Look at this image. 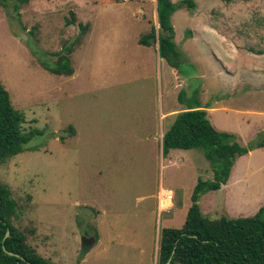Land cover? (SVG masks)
<instances>
[{
	"label": "rangeland",
	"instance_id": "1",
	"mask_svg": "<svg viewBox=\"0 0 264 264\" xmlns=\"http://www.w3.org/2000/svg\"><path fill=\"white\" fill-rule=\"evenodd\" d=\"M15 3L0 5V83L23 129L42 133L0 164V183L17 204L13 225L52 264H157V233L180 229L193 187L212 176L201 151L162 157L160 135L174 120L166 104L177 109L181 93L189 102L197 90L217 131L243 145L264 136L252 116L264 109V0H193L177 10L176 69L138 44L158 27L155 0ZM221 44L234 45L233 54ZM61 56L71 76L41 66ZM231 173L224 189L200 200L204 217H250L264 205V151L241 157ZM160 186L175 192L169 214L156 208ZM86 237L96 243L78 261Z\"/></svg>",
	"mask_w": 264,
	"mask_h": 264
},
{
	"label": "trees",
	"instance_id": "2",
	"mask_svg": "<svg viewBox=\"0 0 264 264\" xmlns=\"http://www.w3.org/2000/svg\"><path fill=\"white\" fill-rule=\"evenodd\" d=\"M9 1L17 2L15 10L29 2L0 0V5L7 7ZM182 7L194 8L193 0L178 4L172 0H156L158 29L152 26L139 41L142 45L152 46L157 40L160 59L174 69L178 63L171 18ZM79 29L84 30V27L79 26ZM69 50H66L67 55ZM41 66L54 75L73 74L67 56H61L55 66ZM193 94L189 102L184 93L179 95V102H186L187 108L176 115L171 127L163 134L162 154L164 156L170 150L201 151L209 162L213 178L209 181L199 179L194 186L184 225L180 229L163 228L159 232L157 264H165L170 257L171 264H264V205L250 217L214 220L204 217L198 206L203 195L227 184L238 158L264 148V136L243 145L235 134L216 131L207 119L205 109L208 107L201 106L197 90ZM24 123L22 113L13 109L9 94L0 83V164L28 151L29 142L42 133L38 130L26 132ZM69 130L72 132L71 127ZM16 218L17 204L9 188L0 183V264H52L26 244L23 233L13 225ZM7 230L10 236L5 239ZM3 248L20 258L8 255Z\"/></svg>",
	"mask_w": 264,
	"mask_h": 264
},
{
	"label": "crops",
	"instance_id": "3",
	"mask_svg": "<svg viewBox=\"0 0 264 264\" xmlns=\"http://www.w3.org/2000/svg\"><path fill=\"white\" fill-rule=\"evenodd\" d=\"M155 3H156V0H155ZM156 21H157V10H156ZM157 24H158V22H157ZM152 27V26H151ZM155 27V26H154ZM151 29V28H150ZM155 29L157 30L158 29V27L156 28L155 27ZM206 31H208V32H206ZM206 31H202L201 33H202V35L203 34H210V35H213L214 36V32H211L210 30H206ZM150 32V31H149ZM192 32V34H193V36H195V34H196V32H194V31H191ZM148 34V33H147ZM144 35H146V34H144ZM143 35V36H144ZM202 35H200V38L202 37ZM140 38H138V44L141 46V47H144L145 49H149V48H154L155 50H156V53H157V58L159 59V60H163V59H160V57H159V52H158V43L157 42H154V43H156L157 44V46L155 47L154 46V44H152V46H146V45H142V44H140ZM157 41V40H156ZM218 50H225L226 52H228L229 53V55H232L233 53V51L235 50L234 49V45H231V46H225V44H221V47H219L218 46ZM214 57V59L216 60V61H218L219 62V60H218V58H217V55H214L213 56ZM164 61V60H163ZM165 62V61H164ZM172 68V67H171ZM74 73V72H73ZM174 74H175V77L177 76L176 75V73L174 72ZM172 88V87H171ZM233 88L234 87H232L231 89L233 90ZM231 90V91H232ZM264 90V89H263ZM171 92V91H170ZM263 93H264V91H262ZM180 104H184V108H180L179 109V107H180ZM178 106H177V109L175 108V109H171V107L169 106V104H168V102H167V104H166V115H171L172 117L174 116V120H175V117H176V115L177 114H179V113H182V112H184V111H186V108H187V105H186V103H180L179 102V100H178V104H177ZM202 106V105H201ZM203 107V106H202ZM207 109V108H206ZM206 111V110H205ZM206 116H207V111H206ZM252 116H254L255 118H254V120H257V121H260V122H263L262 123V125L260 126V129L261 128H263L264 127V120H260V117H263V119H264V109H259L258 111H254L253 112V114H252ZM208 119V118H207ZM174 120H173V122H174ZM242 120V119H241ZM173 122L171 123V125L173 124ZM210 122V121H209ZM250 121H247L246 123H249ZM211 124V123H210ZM171 125L169 126V128L171 127ZM212 126V125H211ZM213 127V126H212ZM168 128V129H169ZM214 128V127H213ZM237 128H239V127H237ZM167 129V130H168ZM215 129V128H214ZM219 129V128H218ZM166 130V131H167ZM216 130V129H215ZM165 131V132H166ZM217 131V130H216ZM165 132H162L161 133V135H160V147H161V151H162V137H163V134L165 133ZM219 132H223V131H219ZM227 133H229V132H227ZM231 134H233V133H231ZM236 135V134H235ZM172 151L173 150H170L166 155H164L163 156V154H162V157L163 158H166V159H168V158H171L170 156L173 154L172 153ZM180 151H183V150H180ZM262 151H264V148H262V149H256V150H253V151H251V152H249L247 155H249V154H256V153H259V152H262ZM178 153H180V152H178ZM178 153H176V157H178ZM175 157V160H177V158ZM241 158V157H240ZM240 158H238L237 159V161L235 162V165H234V167L236 166V163L238 162V160L240 159ZM185 161L186 160H184V163H185ZM177 162H179L180 163V161L179 160H177ZM181 164H183V163H181ZM210 167V166H209ZM233 167V168H234ZM232 168V169H233ZM210 171H211V169H210ZM232 172V171H231ZM212 173V172H211ZM231 175H232V173L230 174V177H231ZM229 177V178H230ZM213 178V174H212V176L210 177V180ZM228 183V182H227ZM224 187H226L225 185L224 186H222L221 187V189L223 188L224 189ZM194 188V187H193ZM163 191H169L172 195H173V200H174V196H175V192H173L171 189H166V188H163V187H161L160 186V188L158 189V191H157V194H156V208H157V211H158V213H165V214H169L170 212H171V210H172V208H173V201L170 203H165V202H163V200H162V192ZM210 193V192H209ZM206 194H208V193H206ZM205 194V195H206ZM205 195H203V196H205ZM202 196V197H203ZM202 197L199 199V201H198V206H199V202H200V200L202 199ZM191 199V198H190ZM217 198H214L212 201H211V207L209 206V210L210 211H212V206L214 205V203H215V200H216ZM181 202V201H180ZM220 202H223L225 205H226V202H225V198H224V200H221ZM182 203V202H181ZM191 206V205H190ZM181 207H182V204L179 206V207H177L176 209H174V211H173V213H172V215H171V217L170 218H172V219H175V221L177 220V215H178V210H180L181 209ZM190 208V207H189ZM189 208H188V210H189ZM199 209H200V206H199ZM228 207H227V205H226V212H228ZM188 210H187V212H188ZM209 211V212H210ZM201 213V212H200ZM202 214V213H201ZM229 214V213H228ZM203 216H204V214H202ZM186 216H187V213H186ZM206 216V215H205ZM226 217V216H225ZM219 218H221V217H219ZM227 218V217H226ZM185 219H186V217H185ZM210 219V218H209ZM181 222V221H180ZM185 222V221H184ZM181 224V223H180ZM184 225V223L182 224V226ZM178 226V225H177ZM181 226V227H182ZM180 227V228H181ZM165 228H172V229H178L179 228V226H178V228H173V227H165ZM86 238H89V237H86ZM93 239H94V245H95V243H96V240H95V237H92ZM156 238H157V248H158V241H159V233H157V236H156ZM93 248V247H92ZM157 252H158V249H157Z\"/></svg>",
	"mask_w": 264,
	"mask_h": 264
},
{
	"label": "water",
	"instance_id": "4",
	"mask_svg": "<svg viewBox=\"0 0 264 264\" xmlns=\"http://www.w3.org/2000/svg\"><path fill=\"white\" fill-rule=\"evenodd\" d=\"M9 236H10V232L9 230H7L4 238L7 239ZM93 246H94V239L92 237L81 239L80 249L78 252V261H82L85 258V256L90 252ZM3 250L10 256L19 257L18 255L12 252L6 251L4 248ZM171 258L172 257H170L165 264H171Z\"/></svg>",
	"mask_w": 264,
	"mask_h": 264
},
{
	"label": "built area",
	"instance_id": "5",
	"mask_svg": "<svg viewBox=\"0 0 264 264\" xmlns=\"http://www.w3.org/2000/svg\"><path fill=\"white\" fill-rule=\"evenodd\" d=\"M127 0H124V2ZM162 200L165 203H171L173 201V195L169 191H163L162 192Z\"/></svg>",
	"mask_w": 264,
	"mask_h": 264
}]
</instances>
